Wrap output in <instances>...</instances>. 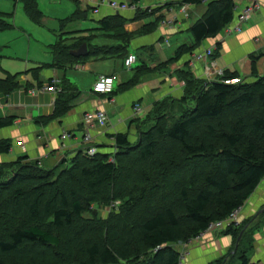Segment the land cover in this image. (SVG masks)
<instances>
[{
    "label": "trees",
    "instance_id": "trees-1",
    "mask_svg": "<svg viewBox=\"0 0 264 264\" xmlns=\"http://www.w3.org/2000/svg\"><path fill=\"white\" fill-rule=\"evenodd\" d=\"M16 1L31 22L42 23L36 0ZM73 2L75 11L60 21L59 38L49 46L52 63L28 70L38 83L44 69L63 71L102 52L86 37L69 38L81 32H63L90 11L82 10L78 0ZM205 2V14L189 28L193 45L180 46L172 61L192 54L234 20L233 0H179L177 6ZM148 12L136 10L133 20L153 11ZM10 16L0 13V32L10 28L5 23ZM125 23L119 14L98 20L99 29L120 43L116 49L107 48V53L116 51L123 61L134 37L124 31ZM83 43L85 57L69 54ZM149 71L146 64L131 68L130 78L112 95L140 84ZM252 71L254 82L234 86L181 72L182 97L158 101L143 123L132 121L135 141L129 131L112 135L111 154L99 147L93 156L78 151L49 170L24 157L0 164V264H180L182 255L175 246L227 219L264 179V76H256L255 67ZM15 79L0 80V94L19 88ZM58 88L54 111L41 123L68 113L80 95L64 76ZM11 120H0V128L10 126ZM10 148L9 140L0 141V154ZM108 207L113 208L105 218L94 214L95 208ZM88 211L90 219L83 217ZM252 224L249 220L224 229L234 236V244L242 236L235 254L229 251L218 264L235 259L249 264L240 244L253 231Z\"/></svg>",
    "mask_w": 264,
    "mask_h": 264
},
{
    "label": "crops",
    "instance_id": "crops-1",
    "mask_svg": "<svg viewBox=\"0 0 264 264\" xmlns=\"http://www.w3.org/2000/svg\"><path fill=\"white\" fill-rule=\"evenodd\" d=\"M7 1L0 0V13L11 15L5 20L10 28L0 32V80L7 76H16L15 81L19 88L8 94H0V120L12 119L10 126L0 128V141L9 140L11 143L9 152L0 154V164L10 163L24 157L26 162H38L44 169H53L59 165L60 161L71 158L84 148L85 145L81 139L86 132H91L94 144L101 149V152L111 154L115 150L112 135L129 131L130 139L135 141L137 134L135 127L130 125L132 121L137 120V122L143 123L152 113V109L158 101L165 98L177 100L182 97L183 82L178 79L181 72L190 71L195 79L205 82L216 79L215 75L209 80L202 77L201 66L190 63L191 53L183 55L177 61H172L180 46L190 47L193 45L189 28L205 14L207 2L191 6L187 20L181 19L180 16L176 19L179 7L174 2L178 0H145L142 4L144 7L141 8L147 9L148 13L151 10L153 12L139 21L133 20L135 14L133 11L114 13L126 20L124 31L134 36L127 47L129 54L136 55V61L132 68L146 64L150 71L145 79L135 87L122 93L106 96L92 92L91 88L95 79L100 75H110L114 77L115 87H117L130 78L131 68L127 70L124 67V61L116 51L107 53V48L114 47L116 49L120 43L111 38V33L99 29L98 18L93 19V14L87 11L83 21L67 25L63 32H81L69 38L73 36L74 38L86 37L102 52L63 71L44 69L40 72V83H38L28 70L42 64L52 63L53 56L49 46L58 40L60 21L72 15L76 8L75 3L73 0H36L38 10L44 19L52 18L58 21V30L49 31L42 24H34L25 15L38 29L28 25L26 19L21 15L23 7L20 1L11 0L14 2L13 7ZM105 1L110 0H78L82 10L87 7L91 9ZM111 1L129 3L130 0ZM233 1L238 11L252 2H257L260 9L242 25L240 33L227 35L222 31L215 38L203 41L194 52L202 48H214L213 63L216 70H221L223 74H234L243 81L251 83L256 80L252 71L254 67L256 76H264V0ZM50 3L65 5V13H50L42 8L43 5ZM100 11L102 17L113 14L106 11L105 7L100 8ZM11 17L12 20H10ZM157 19H160V22ZM164 23L166 24L164 25ZM39 26L54 33L55 42L50 43V37L45 39ZM146 27H149L148 30L141 32ZM25 28L27 30H24ZM33 33L37 35V40L46 41L47 44L37 43L32 39ZM188 33L190 37L185 39V35L187 36ZM16 35L24 38L28 43V51L25 53L27 61L17 58L16 54H9V43L14 41ZM7 39L11 40L7 41ZM177 42V47L166 53L165 48H169ZM32 44H39L42 49L45 48V55L42 58L36 53L31 58ZM217 45L219 47H216ZM62 76L80 91V95L72 103V108L68 113L49 123H41V119L50 117L53 113L56 96L48 93L31 96L29 90L38 84L49 83L52 78H57L59 81ZM84 79L90 80L88 88L86 86L78 87L77 84L82 83ZM135 102L141 106V111L137 114L133 111ZM96 109H103L106 112L108 124L105 129L88 130L82 122L83 114ZM64 133L69 135V139L62 141L60 137ZM263 207L264 179L245 202L239 214L240 223L249 220L253 223L251 229L253 231L245 236L240 244L241 248L246 251L249 264L264 263V214L253 222L254 216ZM234 241L232 234L226 235L223 229H216L205 233L197 241L190 244H178L175 248L184 257L181 264H218V261L223 260L229 251H232ZM230 264L240 263L235 259Z\"/></svg>",
    "mask_w": 264,
    "mask_h": 264
},
{
    "label": "built area",
    "instance_id": "built-area-1",
    "mask_svg": "<svg viewBox=\"0 0 264 264\" xmlns=\"http://www.w3.org/2000/svg\"><path fill=\"white\" fill-rule=\"evenodd\" d=\"M160 1V0H158ZM105 7V10L108 12L118 13L121 11H133L136 12V10L140 9L141 7L138 4H130V3H119L116 1H108L101 3L99 5H96L91 10V13L93 16H101L100 8ZM179 7V6H177ZM191 8V5H182L177 10V16L181 17L183 20H187L189 18V10ZM142 9V8H141ZM145 9V8H144ZM260 9V6L257 2H252L249 5L243 7L240 11L237 10V7L234 8V20L228 24L223 31L227 35L232 34H238L242 31V25L247 22L258 10ZM171 23V22H170ZM173 23V22H172ZM166 23H164L165 25ZM213 52L214 48L208 47V48H202L201 50H196L191 54L190 63L192 65H200L202 68L201 75L204 78H207L208 80L216 76L215 80L210 82H220L225 85H239L243 82V80L240 77L235 78H224V74L221 70H216L215 65L213 63ZM136 61V58L133 54H129L126 59L124 60V67L129 70L132 68ZM213 71V72H212ZM59 81L57 78H52L49 83H46L45 85H42L40 87H34L29 90V94L31 96H35L37 94H44L48 93L53 96H56L57 93L60 91L58 88ZM92 92L94 94L98 95H112L114 89H115V80L114 77L110 75H100L98 76L92 85ZM133 111L135 114L139 113L141 111V106L139 103L135 102L133 103ZM82 122L85 125V127L88 130H92L95 128L99 129H105L108 124V118L106 115V112L103 109H96L93 111H88L83 114ZM60 139L62 141H65L69 139V135L67 133H64L61 135ZM82 143H84V148L81 150L83 154L86 156H93L97 153L98 149L95 146V142L93 141V137L91 136V132H86L81 139ZM22 146V144L20 143ZM118 202H115L113 206H117ZM243 207V206H242ZM242 207L237 208L234 210L230 216L223 220L218 221L215 223H212L208 226V228L201 232L199 235H197L195 238L189 240L185 244H190L194 241H197L202 238V236L205 233H209L211 231H214L216 229H226L228 226H237L240 223L239 220V214L242 210ZM184 260V257L181 256L180 258V264ZM264 264V263H262Z\"/></svg>",
    "mask_w": 264,
    "mask_h": 264
},
{
    "label": "rangeland",
    "instance_id": "rangeland-1",
    "mask_svg": "<svg viewBox=\"0 0 264 264\" xmlns=\"http://www.w3.org/2000/svg\"><path fill=\"white\" fill-rule=\"evenodd\" d=\"M60 1H62V0H60ZM145 0H141V2H140V7H144V6H142V4H143V2H144ZM179 1V0H178ZM177 1V2H178ZM9 4H10V6L11 7H13V4H14V2L13 1H11V0H8L7 1ZM6 2V3H7ZM106 2V1H105ZM108 2V1H107ZM177 2H174V3H177ZM20 7V6H19ZM163 7H165V5H163ZM42 8L44 9V10H47L48 12H52V13H57V12H60V13H65V11H66V8H65V5H62V6H60L59 4H57V3H50L49 5H43L42 6ZM21 10H22V8H21ZM92 10L90 9V12H91ZM71 14V13H70ZM69 14V15H70ZM25 19H26V21L28 22V25H30L31 27H34L35 29H38V28H36V26L33 24V23H31L29 20H28V18L25 16V14L23 13V11H22V14H21ZM68 15V16H69ZM102 17V16H101ZM100 16H94L93 17V19H100L101 18ZM49 19H52V18H49ZM10 20H12V17L10 18ZM54 20H56V19H54ZM93 23V22H92ZM40 27V29H42V31H43V33H44V37H45V39H48L49 37L51 38V41H50V43H53V42H55V40H56V36H55V34L54 33H51V32H49V31H47L46 29H44L43 27H41V26H39ZM24 30H27L26 28L24 29ZM58 35V34H57ZM36 37H37V35L35 34V33H33L32 34V39H34L37 43H39V44H42V45H46L47 43H45L46 41H39V40H37L36 39ZM188 37H190V34L188 33V35L186 36L185 35V39H188ZM9 38V37H8ZM11 39H7V41H10ZM10 45H9V47H8V49H9V54H16V56H17V58H19V59H21V60H23V61H27V58L25 57V53H27V51H28V48H27V42L25 41V39L24 38H22V37H20V36H15L14 37V41L13 42H11L10 41V43H9ZM39 44H32V46H31V58L34 56V53H36L39 57H43L44 55H45V53H44V49H42L40 46H39ZM178 44V42L176 43V44H174V45H171L169 48H165V50H166V53H169L171 50H173V49H175ZM134 55V54H133ZM135 56V58H136V55H134ZM31 68V67H30ZM89 84H90V80H87V79H84V81L82 82V83H79V84H77V86L78 87H81V86H86V88H88V86H89ZM116 207H118V205L117 206H115L114 208H116ZM111 208H113V207H108V208H95V215L96 216H98V217H100V218H105L106 216H108V214H109V212H110V210H111ZM83 217L84 218H87V219H90L91 217H92V214L90 213V211H88V212H86V213H84L83 214Z\"/></svg>",
    "mask_w": 264,
    "mask_h": 264
},
{
    "label": "water",
    "instance_id": "water-1",
    "mask_svg": "<svg viewBox=\"0 0 264 264\" xmlns=\"http://www.w3.org/2000/svg\"><path fill=\"white\" fill-rule=\"evenodd\" d=\"M47 30L49 31H57L58 30V21L53 19H44L41 23ZM69 54L75 58L79 57H85L87 55V46L85 43H83L78 49L70 51ZM264 212V207L258 211V213L254 216L253 221L258 218L262 213ZM242 233L239 234L235 244L234 248L231 251V254H235L239 241L241 240Z\"/></svg>",
    "mask_w": 264,
    "mask_h": 264
}]
</instances>
